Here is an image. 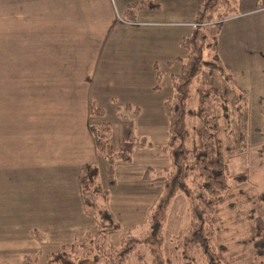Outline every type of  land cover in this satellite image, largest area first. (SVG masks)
<instances>
[{"label":"crops","instance_id":"crops-1","mask_svg":"<svg viewBox=\"0 0 264 264\" xmlns=\"http://www.w3.org/2000/svg\"><path fill=\"white\" fill-rule=\"evenodd\" d=\"M132 1L114 9L109 0L95 7L88 0H37L38 18L25 12L14 30L0 29V247H12L14 260L55 252L99 229L79 181L86 163L107 165L92 124L112 118L137 123L143 108L157 106L163 80L171 82L163 75L159 83L158 72L181 69V41L195 21L159 19L156 9L128 19ZM262 3L239 0L238 14L220 24L222 62L248 66L261 57ZM10 5L0 0V16L10 14ZM20 34L30 39L26 48ZM95 105L101 116L93 115ZM116 135L113 130L112 147ZM0 252V262L10 258Z\"/></svg>","mask_w":264,"mask_h":264},{"label":"rangeland","instance_id":"rangeland-1","mask_svg":"<svg viewBox=\"0 0 264 264\" xmlns=\"http://www.w3.org/2000/svg\"><path fill=\"white\" fill-rule=\"evenodd\" d=\"M96 1L88 0L91 7H95ZM109 1L114 9H119L121 3L125 2V0ZM156 1L160 5L159 9L154 11L156 18H176L192 24L191 22L198 14V8L205 0ZM262 1L264 3V0ZM75 2L76 0H74ZM148 2L149 0H145L146 4ZM11 4L13 6L10 5L9 7L10 14L0 16V29L9 30L10 32L14 30L17 25L15 24L16 21L22 18L25 12L31 17L38 18L36 16V13H38L37 0H11ZM145 10L141 9L140 11L146 12ZM148 14L143 15L148 17ZM233 16L235 15L229 16V18ZM229 18L206 25L209 39L216 43L217 48L221 39L220 29H223L220 24L228 21ZM45 30L46 33L50 31V29ZM41 32L43 30H40ZM20 39L21 46L26 48L27 44L30 43V39L25 34H20ZM17 40H19V35ZM204 55L207 59L211 58V50L207 49ZM223 64L226 68L225 72L232 74L240 87L228 84L223 75L208 72L197 79L194 89L204 79L208 82L210 88L213 87L212 90L217 92L220 99L225 96L227 90L235 92L232 99H236L237 102L230 107H236L234 110L236 112L233 113L234 115L231 114V117L222 116L220 122L221 130L218 134L222 146H224L221 156L228 162L233 175L245 173L247 177L245 180L237 179L234 176L229 179L231 196L219 206L220 212L217 214L219 218L214 223L217 231L215 245L224 244L226 248L228 247L226 257L229 264H264V256L261 257L256 254L253 221L251 219V214L255 213L261 215L264 220V52L258 58V61L255 60L253 65L245 66L238 60L223 61ZM28 69L32 73L36 70L32 67ZM162 83L161 93H158L160 97H157V106L143 108L138 122L136 123L137 120H134L133 135L135 134L136 139L134 140L135 147L132 148L131 152L132 157L130 161H116L114 185L108 183L106 174L108 164L106 167L104 165L100 166L102 185L108 190V194L105 198H99L95 209L109 210L112 212V217L116 223V227L111 228L108 234V243L119 242L127 236H136L140 240H146V243L143 241L136 246L127 264H152L154 257L159 254L162 255L166 264H186L182 257L180 240L178 239L181 230L190 221L188 216L189 198L185 193H177L168 205L167 218L162 228V241L160 242L159 237L152 235H149L151 237L147 240V231H150L151 225V213L156 207V202L163 187L162 175L157 171L162 170L169 163L165 145L170 138V126L166 114L165 99L167 96L172 95L174 90L170 81L164 79ZM189 101L191 107H197V89L193 91ZM112 119H114V123H112L113 130L115 134L117 133L113 141L114 147L124 141L122 135L124 125L120 124L121 121H124V118ZM199 119L193 116L188 118L191 143L196 140L195 137L200 126ZM125 153L127 154V152ZM150 167L152 168L149 170V174L153 182H146L142 177L145 176V171ZM89 232H84L67 243L81 241L89 235ZM0 250L5 255L13 251L12 247H0ZM48 252L52 251L33 253L30 256L32 257L30 263L47 264ZM194 254L196 259L193 264H206L202 257L197 259L201 253L195 252ZM0 255H2L1 252ZM9 257L11 258V255ZM10 258L5 257L2 261H4V264H26L25 260L23 262V260L19 261L13 258L10 260ZM2 261L0 264H2ZM224 262L226 263V261Z\"/></svg>","mask_w":264,"mask_h":264},{"label":"trees","instance_id":"trees-1","mask_svg":"<svg viewBox=\"0 0 264 264\" xmlns=\"http://www.w3.org/2000/svg\"><path fill=\"white\" fill-rule=\"evenodd\" d=\"M239 0H205L198 8V14L194 19L192 33L181 41L185 50L180 57L181 69L170 73L160 71L157 80L163 75L169 76L173 86V94L165 99L166 114L169 120V140L165 145L168 152L169 163L157 172L162 175V191L156 202V207L151 213L150 231H147V240L152 236L159 237L162 241L163 223L171 199L179 192L185 193L189 198L188 216L189 224L181 230L178 236L182 257L186 264H193L195 252L201 253L206 264H229L226 253L228 247L224 244L215 245L217 231L214 227L218 220L219 206L231 196L230 178L245 180V173L232 174L228 162L222 157V141L218 132L221 130L222 116L231 117L236 109L233 106L237 100L232 99L235 92L227 90L225 96L218 98L208 82L204 79L197 85L198 105L191 107L190 98L194 85L199 77L206 73L223 75L228 84L240 87L232 74L226 73L220 54L217 53V45L209 39L206 25L218 23L229 16L238 14ZM156 0H136L130 3L125 16L134 19L138 10L159 9ZM226 7V8H225ZM207 49L211 50V58H205ZM204 74V75H203ZM211 80V79H210ZM205 82V83H204ZM203 84V85H202ZM157 84L155 88H159ZM221 88V87H220ZM242 88V87H241ZM218 92L220 91L217 90ZM229 107V109H228ZM94 116H101L103 109L92 107ZM232 114V115H231ZM189 116L198 117L199 129L195 141L191 143ZM92 133L96 147L106 158V169L109 185L115 184V165L117 160L130 161L132 147L136 139L134 122L132 119L124 126V143L120 149H113L110 143L113 127L110 121H95ZM145 138V137H144ZM123 151L127 152V154ZM145 172L143 179L153 182L149 170ZM80 186H82V198L86 209L100 220V227L96 231L89 232L85 239L66 244L55 252H48L47 264H127L129 257L136 246L145 242L136 236H127L116 243H108V234L111 228L116 227L112 213L107 209H95L100 197L105 198L108 190L102 185L100 167L93 163H86L83 167ZM153 184V183H151ZM235 196V195H234ZM254 231V246L256 254L264 256V220L260 215L251 214ZM145 239V238H144ZM219 249V251H217ZM30 256L25 257V263L31 264ZM226 261V263L224 262ZM152 264H166L162 255H156Z\"/></svg>","mask_w":264,"mask_h":264}]
</instances>
